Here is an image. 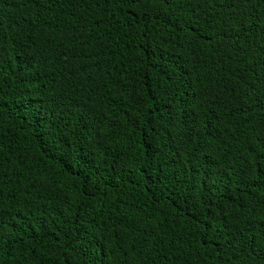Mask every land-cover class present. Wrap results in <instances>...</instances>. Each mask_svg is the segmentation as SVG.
<instances>
[{"label": "trees", "instance_id": "1", "mask_svg": "<svg viewBox=\"0 0 264 264\" xmlns=\"http://www.w3.org/2000/svg\"><path fill=\"white\" fill-rule=\"evenodd\" d=\"M131 7L0 0V264L264 260V3L239 43Z\"/></svg>", "mask_w": 264, "mask_h": 264}, {"label": "snow or ice", "instance_id": "2", "mask_svg": "<svg viewBox=\"0 0 264 264\" xmlns=\"http://www.w3.org/2000/svg\"><path fill=\"white\" fill-rule=\"evenodd\" d=\"M34 4H38L39 0H32ZM153 0H118V3L121 5V8L125 4L129 5L128 13L132 15L134 9L131 7L133 5H144L147 3H152ZM155 3L161 5L162 9H167L163 15H160L161 9H156L155 14L157 19H162L168 22H171L173 26H178L180 32H185L186 35L192 37L193 42H199L204 39V32L206 31V26L214 29V36H219L221 41H233L234 43H239V39L242 31H247L248 29L243 27L244 21L242 19L237 20L236 17V8L238 5H246L250 8H254L256 4L264 3V0H226L229 7L233 9V12L227 15V18H217V14L213 11L209 13L206 7L202 5H211L213 8L222 6L220 0H154ZM179 9L180 15H177L173 10ZM184 10H187L189 15H183ZM144 14V10H141V13L133 16V20L136 24L141 22V16ZM173 16H175V21H173ZM234 51H243V48H236ZM3 59L2 54H0V60ZM169 86H163V92L159 99H164V93H167ZM178 90V89H173ZM156 99L155 97L153 98ZM168 101L165 100V103ZM256 143L247 144V151L249 154L257 153L259 149V167L258 171L264 173V135L258 136L256 138ZM257 157L254 156V159ZM155 197V193H153ZM159 197H156L157 202ZM166 199L171 200L172 196L169 195ZM182 212L187 211V209H181ZM215 219V217H213ZM261 264H264V260H261Z\"/></svg>", "mask_w": 264, "mask_h": 264}]
</instances>
